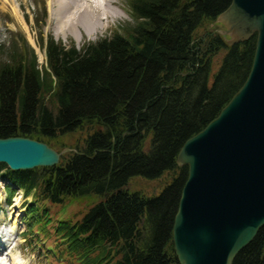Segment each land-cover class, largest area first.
I'll list each match as a JSON object with an SVG mask.
<instances>
[{
	"label": "trees",
	"instance_id": "trees-1",
	"mask_svg": "<svg viewBox=\"0 0 264 264\" xmlns=\"http://www.w3.org/2000/svg\"><path fill=\"white\" fill-rule=\"evenodd\" d=\"M231 2L131 0L135 23L124 33L82 50L48 39L42 71L27 45L0 61V138L55 148L60 138L91 129L83 147L55 167L0 164L13 186L8 202L18 190L32 197L24 214L29 247L54 237L52 252L41 247L50 264H179L173 225L188 167L177 164L178 154L240 90L255 56L256 36L233 46L213 33L195 40ZM166 173L174 177L158 196L125 189L134 177ZM92 197L100 199L82 219L52 218L51 206ZM233 264H264V227Z\"/></svg>",
	"mask_w": 264,
	"mask_h": 264
},
{
	"label": "water",
	"instance_id": "water-1",
	"mask_svg": "<svg viewBox=\"0 0 264 264\" xmlns=\"http://www.w3.org/2000/svg\"><path fill=\"white\" fill-rule=\"evenodd\" d=\"M216 22L229 46L256 36V50L243 86L178 154L188 167L173 225L179 264H233L264 227V0H232ZM70 152L0 138V164L12 171L55 167Z\"/></svg>",
	"mask_w": 264,
	"mask_h": 264
},
{
	"label": "rangeland",
	"instance_id": "rangeland-1",
	"mask_svg": "<svg viewBox=\"0 0 264 264\" xmlns=\"http://www.w3.org/2000/svg\"><path fill=\"white\" fill-rule=\"evenodd\" d=\"M97 1L100 0L88 1L90 2V6L96 15L97 23L100 28L97 32L90 35V33L85 31L84 27H81L80 30H74L71 28L68 29V31L71 30V32L59 34L60 20L58 19L56 12L61 3L60 0H0V61L8 60L15 47L24 53L27 46H29V48L31 47L33 49L32 50L30 48V50L33 51L37 57V68L42 71L44 68L48 67L45 52L48 39L68 48L75 47L78 50H82L87 44L95 43L103 38L113 36L117 30L124 33V28L128 24L135 23L130 9L131 0H112L114 3L112 5L114 7H111L110 9H112L113 12L115 11L114 14L117 17H110L107 21V23L109 22V26L106 29H103L100 22L103 12L95 11L98 6ZM100 2L103 3L102 0ZM81 5L82 4L80 3L79 6ZM95 5L97 6L95 7ZM74 16H76V14ZM42 20L45 22L42 23ZM223 29V26L217 22L207 23L196 32L195 40L197 42L205 41L210 33L222 35L219 31ZM223 55V53L219 54L215 58V71L219 67ZM29 57H32V52L29 53ZM88 130L91 129L79 131L72 135L60 138L57 140L59 143L54 149L62 151L64 148H69L77 151V148L83 147L84 141L88 136ZM173 177L174 175L172 173H166L163 177L156 180L134 177L130 180L125 189L130 192L141 193L147 197H155L160 195L164 188L172 182ZM2 180L4 181V179ZM8 192L11 193L9 188ZM99 199L100 197L97 199L96 197L87 199L81 198L77 200H70L64 205L51 206L52 218L56 222L65 219L76 221L80 220L93 206V202ZM30 202L31 197H29V200L26 201L22 193L19 191L15 194V199L12 202L11 208L8 207L5 200H3V204L2 200L0 201V210L3 209L4 211L3 213L0 212V214H4L6 216L5 223L0 225V230L4 232L3 234L5 235V233L10 231V226L12 225L10 222L11 219L18 217V220L21 223V229L18 233L13 234V236L8 240L5 246L6 248H2L0 256L1 258L3 256L2 259L4 260L5 258L8 263H10L9 261H12L13 256H15L22 260L21 264H50L48 262V258H46L42 252L41 247L44 246V249L46 250L45 252H52L48 249L51 248L49 245L51 241L54 243V237H51V239L47 237V241L36 239L39 242H34L35 249L33 250L28 245L27 239H30V235H26L28 227L27 222L24 219L25 215L23 212L24 207ZM12 210L13 212H11ZM4 237L8 239L6 235ZM3 260H0V264L4 263ZM71 264L77 263L73 261Z\"/></svg>",
	"mask_w": 264,
	"mask_h": 264
},
{
	"label": "bare ground",
	"instance_id": "bare-ground-1",
	"mask_svg": "<svg viewBox=\"0 0 264 264\" xmlns=\"http://www.w3.org/2000/svg\"><path fill=\"white\" fill-rule=\"evenodd\" d=\"M88 1L89 0H60L61 3L56 12L58 15V19L60 20L59 34L71 32V30L68 31V29L71 28H73L74 30L76 29L80 30L81 27H84L85 31L87 33H90V35H92L95 32H97L98 29H100L97 23L96 15L93 12L92 7L90 6V2ZM100 1H97L98 3L96 2L98 6L95 5V7L97 6L95 11L103 12L102 13L103 16L102 19L100 18L101 19L100 22L103 26L102 28L106 29L109 26V22L107 23L108 19L110 17L115 18L117 16L114 14L115 11L113 12L112 9H110L111 7H114L112 5L114 4L112 0H102L103 3H101ZM80 3L82 4L81 6H79ZM74 11L76 16H74L75 15ZM11 212H13V210ZM5 221H6V216L4 214H0V225L4 224ZM10 222L12 224L10 226L11 227L10 231L8 233H5L8 239L4 237L5 236L3 234L4 232L0 230V252H2V248H6L5 246L8 240L13 236V234L18 233V231L21 229V223L18 220V217L11 219ZM2 258L0 256V260H3ZM21 261L22 260L19 257L13 256L12 261L11 260L9 261L10 263H8V261L4 258L3 260L4 263L1 264H21Z\"/></svg>",
	"mask_w": 264,
	"mask_h": 264
}]
</instances>
